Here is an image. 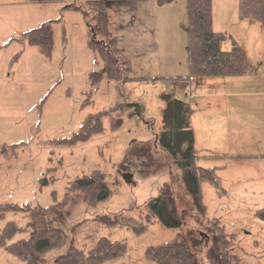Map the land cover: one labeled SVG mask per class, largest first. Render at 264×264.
<instances>
[{
  "label": "rangeland",
  "instance_id": "374dc122",
  "mask_svg": "<svg viewBox=\"0 0 264 264\" xmlns=\"http://www.w3.org/2000/svg\"><path fill=\"white\" fill-rule=\"evenodd\" d=\"M12 1L14 3L3 7L6 21L0 25V44L3 45L0 64L8 62L12 66L10 71L16 74L17 90L26 98H32L33 105L17 114L15 131L10 132V127L6 128V123L0 120V144L7 146L1 151L6 148L9 152L7 158L0 157V181L9 169L19 183H23L14 189H11L13 184L0 183V202L65 203L52 223L62 226L68 239L48 251L43 264H54L55 257L71 245L89 251L100 236L124 239L127 244L122 255L101 264H158L145 255L146 247L175 237L190 245L201 264H213L205 243L193 246L195 236L201 234L208 238L209 228L199 219L212 217H219L227 232L234 234L231 251L239 257V264H264V170L259 168L257 160L200 158L199 165L215 166L219 183L201 181L206 210L199 213L168 154L156 143L162 126L161 92L170 89L175 96L191 100L181 80L162 78L186 72L188 33L181 21L186 14L180 12L174 29L167 33L171 40L169 46L162 45L156 52L139 53L136 58L123 50L116 53L119 60L114 63L120 67V75L111 77L104 71L106 65L101 53L89 45L93 32L86 9H64L65 1ZM176 7L180 9V5ZM24 15L32 18L27 28L43 22L51 24L50 53L29 43L24 36L27 31ZM159 36L158 40L164 38L162 34ZM128 58L130 63L123 62ZM136 101L144 106L141 116L130 112L135 106L126 105ZM119 102H123L126 109L119 115L114 113L121 118L118 126L114 127L111 116L105 115L103 130L89 139L75 144L55 142L56 138L70 136L83 127L89 113L109 109ZM193 103L196 105L195 100ZM209 115L211 113L204 112L202 120ZM214 117L210 121L215 120V135H218L221 114ZM11 133L25 137L12 144L10 137H5ZM198 133L203 134V138L211 134L205 125H201ZM196 147L202 153L212 151ZM228 159L232 160L227 162ZM95 168L106 173L105 183L110 190L107 198L91 205L80 191L66 195L69 181ZM127 172L131 180L127 179ZM166 182L173 186L179 210H188L181 226L172 228L155 220L138 233L129 226L107 225L96 219L99 214L119 212L140 218L146 210V202L156 196ZM29 219L28 211H8L0 217V231L9 220L26 226ZM30 231L28 227L17 232L13 240L28 237ZM0 264H24V261L0 248Z\"/></svg>",
  "mask_w": 264,
  "mask_h": 264
},
{
  "label": "trees",
  "instance_id": "16d2710c",
  "mask_svg": "<svg viewBox=\"0 0 264 264\" xmlns=\"http://www.w3.org/2000/svg\"><path fill=\"white\" fill-rule=\"evenodd\" d=\"M34 3L65 1L64 8H81L90 13V25L93 34L89 45L98 50L105 62V72L108 76L118 77L120 67L114 60H119L116 53L122 52L118 45V38L109 31V17L106 0H83L76 3L72 0H26ZM239 13L241 16H255L264 23V0H239ZM187 29H188V72L184 75L162 76L167 80H190L202 76L237 77L245 73L247 68V55L244 47L231 35L213 28V0H187ZM29 43L40 46L45 53H50L53 46V31L49 22L37 24L24 33ZM99 37V38H98ZM230 39L231 46L223 48L222 42ZM3 45L0 44V48ZM128 57V56H127ZM130 63L129 58L123 62ZM121 66V65H120ZM122 67V66H121ZM124 68V67H123ZM130 69V67H126ZM102 75V74H101ZM127 78L129 76H126ZM136 78V77H135ZM161 97L164 105L161 106L162 126L156 135V143L168 154L172 166L175 167L182 179L186 191L194 200L198 212H205L202 201L201 181L210 180L218 185L215 166L207 167L198 164L202 157L241 158L263 156L253 153H228L210 151L202 153L195 144V131L191 116L196 109L195 104L184 98L175 96L170 89L163 90ZM126 105L135 106L133 114H140L144 110L141 102H130ZM126 109L123 102H119L109 109L89 113L84 119L83 127L70 136L56 138L55 142L62 144H75L85 141L92 135L103 130V118L110 115L113 126L120 124L119 117ZM6 151V149L4 150ZM106 173L99 168L90 173L76 176L69 181L66 195L73 191L83 193L85 200L93 205L109 196L110 190L105 183ZM63 201L48 205L31 204L29 202H0V217L8 211H28L30 219L26 226H19L14 220H9L0 231V248L20 257L24 264H43L44 255L68 239V234L62 226L54 225L53 218H57L64 206ZM188 214L187 209L179 210L177 196L171 183H164L156 196L146 202V210L140 218L126 212L116 214H99L96 219L107 225H120L132 227L135 232L147 229L149 223L158 220L168 227L176 228L183 224ZM206 223L208 238L197 235L193 238V246L205 243L209 258L213 264H239V257L231 251L234 234L226 230L219 217L199 219ZM31 228L26 238L13 240L14 235L22 230ZM208 244V245H207ZM127 249L124 239H111L100 236L94 246L89 250L71 245L65 252L57 255L54 264H101L106 260L122 255ZM145 255L158 264H201L190 245L178 237L152 244L146 247Z\"/></svg>",
  "mask_w": 264,
  "mask_h": 264
},
{
  "label": "crops",
  "instance_id": "0c3cea01",
  "mask_svg": "<svg viewBox=\"0 0 264 264\" xmlns=\"http://www.w3.org/2000/svg\"><path fill=\"white\" fill-rule=\"evenodd\" d=\"M72 1L81 4L83 0ZM9 2L14 3L12 0H0V25L6 21L3 7ZM238 4L239 0H213V28L231 34L244 47L247 55L245 73L237 77H199L191 84H188L187 80L181 81L187 96L191 97V101L196 102V109L191 116L196 146L234 154H262L264 153V23L255 16H241ZM177 5H180V9H177ZM106 7L109 31L117 36L119 47L130 57L136 58L139 53L159 51L162 45L169 46L171 40L167 38V33H171L174 29L180 12L186 14L181 21L182 26H186V34L188 33L187 0H106ZM175 10L179 11L175 12ZM24 17L25 27L28 30L31 26L27 28V25L32 18L25 15ZM160 34L164 38L158 40ZM230 46V39L227 38L222 42L223 48L227 49ZM185 67L186 72L176 75H184L188 72V57ZM11 68L8 62L0 64L2 115L0 120L6 123V128L10 127V132L11 129L15 131L14 125L18 124L19 112L27 111L28 107L30 106L31 109L33 105L32 98H26L17 90L16 74L10 71ZM187 85H190L192 90H189ZM204 112L211 113L206 120H202ZM219 114H221V126L218 135H215L214 116ZM212 117L214 119L210 121ZM201 125L209 128L211 134L203 138V134L198 133ZM18 126L22 128L20 124ZM24 130H26L25 126ZM5 137L6 139L10 137L9 141L13 144L25 136L17 137L16 134L11 133ZM3 147L7 148L0 144V157L3 155L7 158L9 152L1 151ZM238 159L257 160L259 168L264 170L263 156ZM231 160L228 159L227 162ZM8 171L0 183L13 184L14 187L11 186V189L23 184L19 183V179L9 169Z\"/></svg>",
  "mask_w": 264,
  "mask_h": 264
},
{
  "label": "water",
  "instance_id": "95a60500",
  "mask_svg": "<svg viewBox=\"0 0 264 264\" xmlns=\"http://www.w3.org/2000/svg\"><path fill=\"white\" fill-rule=\"evenodd\" d=\"M130 176H131V174L127 172V179L128 180H131Z\"/></svg>",
  "mask_w": 264,
  "mask_h": 264
}]
</instances>
